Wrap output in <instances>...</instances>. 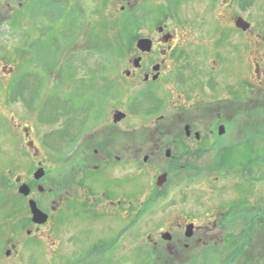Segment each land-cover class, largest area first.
<instances>
[{"label":"flooded vegetation","instance_id":"flooded-vegetation-1","mask_svg":"<svg viewBox=\"0 0 264 264\" xmlns=\"http://www.w3.org/2000/svg\"><path fill=\"white\" fill-rule=\"evenodd\" d=\"M59 1L71 17L95 15L96 1L111 0H89L87 9L80 1ZM193 2H207L203 14L180 12ZM221 3L121 1L123 32L135 21L141 29L127 37L124 70L79 79L76 107H85V113L70 148L58 141L50 147L45 134L37 138L33 123L11 117L21 143L10 178L4 180L0 170V264H35L38 250L48 256L43 248L55 239L54 212L63 231L72 220L82 225L83 239L91 236L89 244L79 240L73 252L92 263H119L129 251L144 256L146 245L152 260L217 245L226 261L264 263V122L254 124L264 118V15L257 26L233 9L218 14ZM140 40L150 50L139 48ZM196 55L202 59L193 61ZM24 158L28 172L20 176L16 163ZM178 165L186 167L187 177L178 174ZM39 170L44 176L37 179ZM152 172L147 185L144 177ZM183 183L189 198L199 200L201 214L188 212L178 222L176 211H169L146 236V218L173 202ZM23 185L29 189L28 196L19 194L24 211L6 218L10 227L2 238V192H19ZM30 200L47 222H33ZM8 202L12 207L14 200ZM205 213L212 218L206 223L199 217ZM160 246L166 256L158 253Z\"/></svg>","mask_w":264,"mask_h":264},{"label":"rangeland","instance_id":"rangeland-1","mask_svg":"<svg viewBox=\"0 0 264 264\" xmlns=\"http://www.w3.org/2000/svg\"><path fill=\"white\" fill-rule=\"evenodd\" d=\"M28 1L0 0V170L4 180L10 178L14 171L12 161L18 155L16 151L21 143L18 137L20 129H15L11 117L15 116L20 121L22 119L24 124L29 121L33 123L32 129L37 138L43 139L45 134L50 147H52L51 143L58 141L61 145L70 148L76 140L77 133L82 129L81 115L85 113V107H76L79 79L80 81L86 79L88 74H93V77L106 78L117 74L121 71L120 68L124 70V61L127 60L124 49L127 37L135 35L141 29L140 23L135 21L123 32L125 16L118 15V10L122 5L121 1L169 0H111L106 3L103 1L102 4L96 1L98 9L95 10V15L87 11L83 15L75 13L71 17L67 15L68 9L61 8L60 4L63 1L52 0L49 2L50 5L44 4L43 0ZM67 1L65 0L66 3ZM77 1H80L81 9L89 7V0H76L75 2ZM176 1H219L220 3L227 1V5L221 3L218 14L230 15L233 9V13L257 20L255 22L257 26L260 24L261 16L263 18L264 15V0ZM237 1H242V8ZM206 3H189L183 6L180 12L188 17L189 15H201L204 13ZM92 7L94 8L95 4ZM42 11H47L48 14L38 15ZM188 17L186 18L189 19ZM198 49L202 52L203 46L198 45ZM124 53L125 60L120 59ZM200 59L202 57L196 55L193 61ZM12 98H14L13 101L10 100ZM71 116L72 118L69 119ZM61 118L64 119L60 121ZM157 118L158 116L154 119ZM256 121L254 124L263 123L264 118ZM64 127L65 131H63ZM50 154L55 155L54 150H51ZM27 162L24 158L16 163L17 173L20 176L28 172ZM52 165L49 163L47 166ZM186 171V167L177 166L178 174L187 177ZM153 175L154 172L144 177L147 185L151 183ZM186 188L183 183L176 190L177 194L173 202L163 206L158 215H149L146 218L144 225L146 236L150 232L152 223H159L161 218L165 221L169 216V211H176L178 222H185L188 212H200L201 214L203 207L199 204V200H195L194 203L189 198V191L187 192ZM2 193L1 237L4 238L8 237L10 227L7 224L8 218L15 210L24 211V200L17 190L11 189L6 192L4 190ZM10 199L14 200L13 208L9 202L6 205V200L10 201ZM58 215L57 212L52 213L55 239L50 240L43 248L48 256L39 255L40 250H38L33 261L35 264H257L251 261H226L221 256L220 250L216 249L217 245L198 246L194 251H185L183 255L172 259L170 256L164 257L163 260L149 259L148 255L152 252L146 245L144 256L129 251V256L119 263L116 262L117 260L106 263L93 261L92 263L91 260L85 259V255L80 256L78 250L73 252L74 247L79 248V240L82 239L83 242L89 244L91 236H85L86 240H84V236L81 235L82 225L73 224L72 220L67 223V230L63 231ZM199 217L204 220V223L212 219L207 213ZM60 231L61 234L58 233ZM159 248L161 250H157L158 253L166 256L168 251L163 246ZM215 250H218L217 255L213 252ZM196 254L204 258L200 259L195 256Z\"/></svg>","mask_w":264,"mask_h":264},{"label":"water","instance_id":"water-1","mask_svg":"<svg viewBox=\"0 0 264 264\" xmlns=\"http://www.w3.org/2000/svg\"><path fill=\"white\" fill-rule=\"evenodd\" d=\"M243 20H240L238 23H239V26L245 28L243 26ZM138 46L139 48L143 49V50H150V46H149V42L147 40H140L139 43H138ZM149 46V47H148ZM44 176V171L43 170H39L36 174H35V177L37 179H40L41 177ZM166 180V174L160 176L158 178V181H157V184L160 186V185H163L164 182ZM19 193L20 194H23L24 196H28L29 195V189L27 186L23 185L20 190H19ZM29 206H30V210H31V213H32V216H33V222L36 223V224H44L45 222H47L48 220V216L47 214H45L44 212H42L38 207H37V204L35 201L33 200H30L29 202ZM190 231V226L187 227V231ZM164 239H169V234H164Z\"/></svg>","mask_w":264,"mask_h":264},{"label":"trees","instance_id":"trees-1","mask_svg":"<svg viewBox=\"0 0 264 264\" xmlns=\"http://www.w3.org/2000/svg\"><path fill=\"white\" fill-rule=\"evenodd\" d=\"M51 1V0H50ZM50 1L47 0H43V3L48 5ZM172 1H176V0H172ZM50 5V4H49ZM131 23V22H130ZM18 52V51H17ZM12 89V88H11ZM10 100H14V98L10 99Z\"/></svg>","mask_w":264,"mask_h":264}]
</instances>
